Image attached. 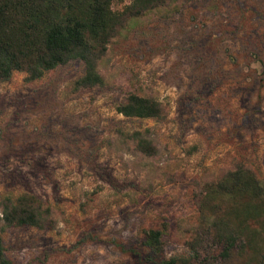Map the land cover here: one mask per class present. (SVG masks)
I'll return each mask as SVG.
<instances>
[{
  "label": "rangeland",
  "instance_id": "374dc122",
  "mask_svg": "<svg viewBox=\"0 0 264 264\" xmlns=\"http://www.w3.org/2000/svg\"><path fill=\"white\" fill-rule=\"evenodd\" d=\"M82 71L71 60L33 81L22 72L0 81V201L27 194L51 211L47 228L0 232L5 256L256 264L248 249L220 257L196 202L238 165L264 180V0H167L124 21L98 64L100 86L76 87ZM128 94L158 102L163 117L116 113ZM134 132L151 156L136 150ZM208 199L205 215L217 203ZM148 230L162 232L158 253L143 244Z\"/></svg>",
  "mask_w": 264,
  "mask_h": 264
},
{
  "label": "trees",
  "instance_id": "16d2710c",
  "mask_svg": "<svg viewBox=\"0 0 264 264\" xmlns=\"http://www.w3.org/2000/svg\"><path fill=\"white\" fill-rule=\"evenodd\" d=\"M112 1L0 0V81H7L13 72H22L24 81H33L57 66L78 60L83 71L76 87L100 86L98 64L124 21L167 0H130L120 12L111 9ZM115 111L138 119L164 115L158 102L135 94H128ZM130 139L136 150L148 156L154 153L150 141L140 133H132ZM208 198L217 203L210 206V215H205ZM196 203L200 222L207 223L211 239L220 246L221 258L227 259L233 250L248 249V261L264 264V180L238 165L207 184ZM50 216L49 207L35 196L5 197L0 201V232L10 227L47 228ZM257 224L261 231L254 228ZM161 238L160 230H148L143 244L158 253ZM0 264H13L4 254L1 237ZM152 264L188 262L170 257Z\"/></svg>",
  "mask_w": 264,
  "mask_h": 264
}]
</instances>
